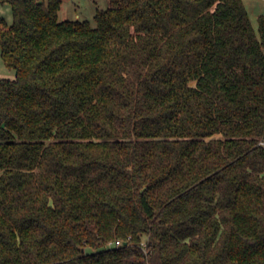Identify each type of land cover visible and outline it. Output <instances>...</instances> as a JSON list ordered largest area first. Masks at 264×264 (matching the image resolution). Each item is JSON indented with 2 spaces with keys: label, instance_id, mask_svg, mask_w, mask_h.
Instances as JSON below:
<instances>
[{
  "label": "trees",
  "instance_id": "16d2710c",
  "mask_svg": "<svg viewBox=\"0 0 264 264\" xmlns=\"http://www.w3.org/2000/svg\"><path fill=\"white\" fill-rule=\"evenodd\" d=\"M5 1L0 264H264V14Z\"/></svg>",
  "mask_w": 264,
  "mask_h": 264
},
{
  "label": "rangeland",
  "instance_id": "374dc122",
  "mask_svg": "<svg viewBox=\"0 0 264 264\" xmlns=\"http://www.w3.org/2000/svg\"><path fill=\"white\" fill-rule=\"evenodd\" d=\"M249 11L250 19L258 29V18L264 14V0H244ZM108 0H63L60 10V19H76L79 15L80 19H88L95 24V14L98 9L105 8ZM0 18L6 19L9 23L13 20L12 6L8 1L0 0ZM11 76L15 74L4 62L0 47V75Z\"/></svg>",
  "mask_w": 264,
  "mask_h": 264
},
{
  "label": "crops",
  "instance_id": "0c3cea01",
  "mask_svg": "<svg viewBox=\"0 0 264 264\" xmlns=\"http://www.w3.org/2000/svg\"><path fill=\"white\" fill-rule=\"evenodd\" d=\"M96 2H97V0H95ZM80 16L79 15H77V18H79ZM76 18V19H77ZM0 77H8V78H14L15 77V74H12L11 76H6V75H0Z\"/></svg>",
  "mask_w": 264,
  "mask_h": 264
},
{
  "label": "built area",
  "instance_id": "2783aa9c",
  "mask_svg": "<svg viewBox=\"0 0 264 264\" xmlns=\"http://www.w3.org/2000/svg\"><path fill=\"white\" fill-rule=\"evenodd\" d=\"M260 144L264 146V139L260 141ZM118 243H121V241H118Z\"/></svg>",
  "mask_w": 264,
  "mask_h": 264
}]
</instances>
